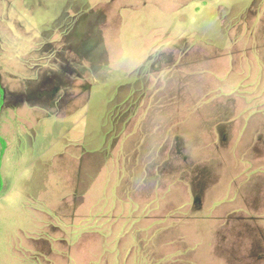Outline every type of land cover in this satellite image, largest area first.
I'll use <instances>...</instances> for the list:
<instances>
[{
  "label": "rangeland",
  "instance_id": "1",
  "mask_svg": "<svg viewBox=\"0 0 264 264\" xmlns=\"http://www.w3.org/2000/svg\"><path fill=\"white\" fill-rule=\"evenodd\" d=\"M0 103V264H264V0H0Z\"/></svg>",
  "mask_w": 264,
  "mask_h": 264
},
{
  "label": "trees",
  "instance_id": "2",
  "mask_svg": "<svg viewBox=\"0 0 264 264\" xmlns=\"http://www.w3.org/2000/svg\"><path fill=\"white\" fill-rule=\"evenodd\" d=\"M1 93H2V90H1ZM1 104V103H0ZM0 142H1V154L3 155L5 150H6V143L5 141L0 137ZM2 187L0 185V191H1Z\"/></svg>",
  "mask_w": 264,
  "mask_h": 264
}]
</instances>
